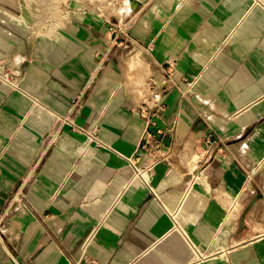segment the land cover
Segmentation results:
<instances>
[{
    "label": "crops",
    "instance_id": "1",
    "mask_svg": "<svg viewBox=\"0 0 264 264\" xmlns=\"http://www.w3.org/2000/svg\"><path fill=\"white\" fill-rule=\"evenodd\" d=\"M118 1L127 46L106 0H0V264H264V5ZM167 60L178 87L148 123ZM146 131L165 155L148 184L128 161Z\"/></svg>",
    "mask_w": 264,
    "mask_h": 264
},
{
    "label": "built area",
    "instance_id": "2",
    "mask_svg": "<svg viewBox=\"0 0 264 264\" xmlns=\"http://www.w3.org/2000/svg\"><path fill=\"white\" fill-rule=\"evenodd\" d=\"M150 1V0H146ZM252 4H260L264 5L260 0H252ZM105 10L111 12L108 14L107 11H102L101 7H97V11L103 18H107L110 24V31L112 34V45H125L127 46V42H125V37L128 35L127 31L130 25V19H126L124 16L125 8L118 0H106L104 3ZM174 66L173 62L170 60L165 61L161 64V74L159 77L150 76L145 81V87L148 92V96L146 101L136 110L137 113L143 115L148 123H152L150 117L156 116L160 111L164 109V103L162 101L163 94L168 91L172 87H178L176 82L173 79ZM0 80L7 85L13 86L14 83L9 77L8 73L5 72L4 66L0 63ZM78 94L74 99L71 100V109H75L79 104ZM67 123L71 126L72 131L78 133H85L88 140L91 141L96 147H103V142L98 138V127H94L90 131H86L81 127L75 125L69 114L60 117V125ZM174 129L169 128L166 133L172 136ZM212 134L208 133L204 138V150L203 156L200 159L199 163H206L207 158L211 156V144L213 142ZM161 142L156 139L152 133L146 131L144 136L142 137L139 145V149L143 151L146 161L143 167H138L134 161L137 156L128 158V161L133 168V174L135 176L140 177L147 184L146 176L148 175V171H150L152 165L156 163L158 160H161L165 155L162 153ZM162 151V152H161ZM206 166V165H205ZM151 193L157 197L156 193L153 192L152 188L149 185ZM4 212L0 213V241H3V230H2V221L4 220ZM169 216L174 220V213L169 212Z\"/></svg>",
    "mask_w": 264,
    "mask_h": 264
}]
</instances>
